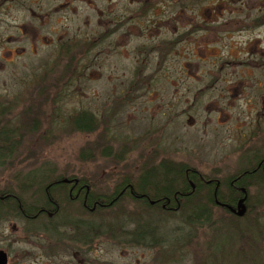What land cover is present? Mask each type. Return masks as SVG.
Returning a JSON list of instances; mask_svg holds the SVG:
<instances>
[{
	"label": "rangeland",
	"instance_id": "obj_1",
	"mask_svg": "<svg viewBox=\"0 0 264 264\" xmlns=\"http://www.w3.org/2000/svg\"><path fill=\"white\" fill-rule=\"evenodd\" d=\"M63 1L10 0L0 7V127L21 140L0 163V191L39 205L34 175L48 172L49 178H86L92 190L110 195L119 181L162 160L223 182L264 156L247 154L264 150L263 102H253L252 87L263 58L249 41L257 32L236 30L264 17V0H90L60 10ZM110 11L127 12L134 29L122 36L119 27L113 46L107 35L102 43L96 39L99 20L107 29ZM152 22L168 30L151 35ZM205 23L210 32L200 28ZM173 26L176 46L159 65V51L151 52L172 39ZM70 40L84 44L72 49V61L63 48ZM245 60L257 67L237 66ZM156 66L167 73L153 72ZM82 110L97 118L96 132H72L68 120ZM31 124L36 132L29 136ZM110 147L113 154H104ZM249 195L263 193L252 186ZM53 198L61 207L52 220L27 222L12 208L1 212L0 249L8 251L9 264H264V249L239 252L238 233L224 229L216 237L231 221L218 209L208 224L191 226L180 212L148 210L128 198L95 213L67 200L63 190ZM251 210L264 216V204ZM141 220L154 231L144 244L119 243L133 237ZM78 221L96 227L87 244L71 228ZM47 225L56 232L48 235Z\"/></svg>",
	"mask_w": 264,
	"mask_h": 264
},
{
	"label": "trees",
	"instance_id": "obj_2",
	"mask_svg": "<svg viewBox=\"0 0 264 264\" xmlns=\"http://www.w3.org/2000/svg\"><path fill=\"white\" fill-rule=\"evenodd\" d=\"M68 69L70 70V67L66 66V71ZM68 125L71 127L72 132L86 135L96 132L99 122L95 115L82 110L69 118ZM26 127L29 128V136L35 134V124L26 125ZM103 136L106 138V133ZM17 137L18 134L14 129H9L6 126L4 127V125L0 127V163L2 159L4 160V157H7L8 154H14V151H16L19 144L18 141H21L17 140ZM111 153V147L108 152H104V154ZM50 174L48 172L45 174L38 173V175L33 174L38 189L42 191V196L40 197L42 200L40 202L42 203H39V205H28L20 195L8 189H2L3 191H0L1 196L12 195L16 197L17 201L8 199L3 205L0 203V214L3 211L7 212V208L17 211V205H20L23 212L27 215L37 214V220L42 219L41 216H38L41 209L50 210L54 218L59 214L61 206L54 200L53 194L59 190H63L67 200H69L68 186L63 184L62 181L64 179L70 180L75 178L89 190L87 194L85 192V206H81L83 211L87 210L86 208H91L93 205L95 210L89 213L103 211L118 205L124 198H128L131 202L138 203L141 207L148 210L163 212V214L180 212L184 215L185 222L192 226L208 224L213 217V210L218 209L230 218L229 220L231 221L225 227L223 226L215 232L216 237L219 236L222 230L228 229L233 233H238L239 243L236 245V248L239 252H243L242 254H246L245 251L250 249L254 250L253 252L255 253L257 249L259 251L264 249V216L257 217V214L252 215L251 210L253 206L256 207L264 204V156H255L254 163L241 169L237 174L223 182H217L214 179L205 177L196 170L184 165L162 160L157 166L145 169L136 179L126 178L123 181H119L114 192L110 195L92 190V185L86 178L60 175L55 178H49L52 176ZM28 181L29 179L26 183ZM252 186L258 187V190L262 191L263 195L260 198H251L249 191ZM24 187H27V184H24ZM241 189L245 190V194L241 193ZM20 190L24 191L25 189L21 187ZM120 192L122 193L120 194ZM244 195H246L244 202L245 213L242 217L233 216L228 209L216 203L217 201L223 205L235 208L237 202ZM150 201H154V203L151 204ZM79 202L82 203L81 197L79 198ZM232 219L236 220L237 223H233L235 221H232ZM26 221L30 222L29 219H26ZM147 223V221H137L133 237L119 243L128 245L130 241H133L134 243L144 244L147 240L146 237L148 236L149 238L152 232H154L152 227ZM70 225L76 232L83 234L81 243L87 244L93 238L92 235L96 229L95 225L79 221ZM45 230L48 235L56 232L52 226L48 228V225ZM78 236L80 237L81 235ZM172 246L175 245L173 244Z\"/></svg>",
	"mask_w": 264,
	"mask_h": 264
},
{
	"label": "flooded vegetation",
	"instance_id": "obj_3",
	"mask_svg": "<svg viewBox=\"0 0 264 264\" xmlns=\"http://www.w3.org/2000/svg\"><path fill=\"white\" fill-rule=\"evenodd\" d=\"M8 1H10V0H0V7L3 6ZM89 1L90 0H64L59 5L58 8L60 10H69L71 7L73 8L74 3L84 2V3L89 4ZM58 8L55 7L54 11L58 12L59 11ZM100 11H102V10H100ZM97 13H98V11H97ZM262 13L264 14V12H262ZM107 15L109 16L110 20H109V22L107 24L104 22L105 23L104 25H107L108 27H107V29H105L104 26H100V21H102V20H99V23H98L99 27L100 28L103 27V31L98 33V37L96 39H97V41H100V43H102V38L105 35H107L108 39L109 40L111 39L113 41V44H110L111 46H113L118 41V37H116L117 36L116 32L118 31L119 27L122 28L121 29L123 31L122 32V36H125L127 34L129 36L134 29L132 28V24H131L132 23L131 17H129L127 15V12H125L124 15H122V14L121 15H117V14H113V12L110 11ZM127 21L129 23H127ZM155 23L156 22H152L151 27L146 29L147 31H151L150 32L151 35H154L153 31H155V33L158 34L161 29L162 30H164V29L168 30L167 28H160L159 26L155 27ZM211 25H212L211 23L210 24L205 23L204 26H200V28L203 29L205 32H210L211 31ZM224 25H226L225 27L229 26L228 23H226ZM250 25L253 28L244 29V27H242V28L240 27V28H236V30L239 31V32L245 31V30L254 31V33L257 32L255 37L253 39H250L249 41L251 42L253 40L256 43L255 49L254 48L253 49L255 50V53H256L257 56L263 58L260 61L264 63V55L262 54V53H264V17L262 15L259 16ZM170 30H171V32H170L169 35L172 37V39H170V40H168L166 42H160L157 46H155L153 48V50L151 52V53H156L157 51H159V53H158L159 56H158V59H157L158 60L157 63L159 65L160 64H165L163 61H164L166 55L171 50L173 51L174 47L176 46V26H173L172 28H170ZM193 30L196 31L197 29H193ZM140 34H143V32H141ZM97 46L98 45H96L95 47H97ZM82 47H84V44L82 42H74L73 40L72 41L70 40V42L68 41L67 43H65L63 45V48H65L64 52H65L67 58L71 59L69 61H72L73 58L76 57V54H75L74 51H72V49L75 48L76 51L79 52V49L82 48ZM248 47H249V43H246V45L243 48L245 53L247 52V49H249ZM147 58L148 57H146V59ZM194 58H195V60H198V59H200V56L197 57L196 55H194ZM205 60H206V58H204L202 60V62H205ZM251 63H253L252 66L257 67V63L255 61H250V60H245L244 62H241V63L239 62L237 64V66L238 67L248 66ZM156 68L157 69L153 70V72L160 73L162 75H164V73H167V68L166 67H160V66L157 67L156 66ZM258 68H260V67H258ZM257 73H258V77L254 76L253 81H252L253 90H256V93H257V100H255L253 102L257 103V101H261L262 100V102H263L262 108H264V68H261ZM228 75H229L228 72H227V74H224V77L227 79V81H224V80L223 81L226 82V83H230L229 80H228ZM246 76L247 75H244V77H242V74H241L240 80H244ZM224 89H225V87H224ZM155 152L158 153L159 151H157L155 149ZM247 154H264V150L256 149V150H252L250 152L247 151ZM63 181H66V182H63V184L68 186V198H69V200L72 201V202L79 203L80 207L81 206H85V199H86L85 192L87 194L88 191H89L88 189H86V186L83 185V184H80L78 182V180L75 179V178H72L70 180H68V179L65 180L64 179ZM121 193L122 192H120V194ZM80 197L82 198V203L79 202V198ZM8 199H11L13 201H17L15 196H12V195L1 196L0 195V203L2 205ZM150 203L153 204L154 201H150ZM219 204H221V203H219ZM219 204H217V205H219ZM219 206H223V204H221ZM226 206H229V205H226ZM223 207H225V206H223ZM229 207H231V206H229ZM86 209L88 211L92 212V211L95 210V207L93 205L91 208H86ZM16 210L17 211H14V210L13 211L15 213H17L18 218H23L25 221H26V219H29V221H34V222L37 220V218H36L37 214L36 215H27L25 212H23V210L21 209L20 205H17V209ZM39 212H40V215H38L39 217L40 216L41 217H45L46 216V218H48V220H52L53 219L54 215H53L52 212H50V210L47 211L46 209H41V210H39ZM2 233H4V231ZM81 244H83V243H81ZM81 246H83V245H81ZM0 251H3L6 254V256H7V264H9L8 263L9 262V253H8V251L7 250H2V249H0Z\"/></svg>",
	"mask_w": 264,
	"mask_h": 264
},
{
	"label": "water",
	"instance_id": "obj_4",
	"mask_svg": "<svg viewBox=\"0 0 264 264\" xmlns=\"http://www.w3.org/2000/svg\"><path fill=\"white\" fill-rule=\"evenodd\" d=\"M62 182H66V181H62ZM240 191L242 194H245L244 189H241ZM245 199H246V195H244L243 198H241L237 202L235 208H231V207L226 206V205H223V206H225V208H227L235 216L241 217L245 213V206H244ZM216 203L219 204L218 202H216ZM219 205H221V204H219ZM0 264H7V256L3 251H0Z\"/></svg>",
	"mask_w": 264,
	"mask_h": 264
}]
</instances>
